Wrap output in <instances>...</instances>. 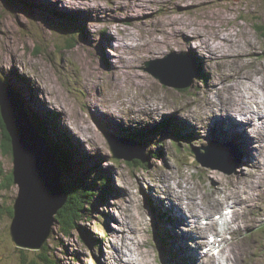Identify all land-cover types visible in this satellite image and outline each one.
<instances>
[{"label": "rangeland", "instance_id": "rangeland-1", "mask_svg": "<svg viewBox=\"0 0 264 264\" xmlns=\"http://www.w3.org/2000/svg\"><path fill=\"white\" fill-rule=\"evenodd\" d=\"M175 1L0 0V75L17 93L32 125L35 126V119L46 118L47 130L39 133L51 148L56 141L68 145L72 166L79 169L78 174L83 180L81 185L95 193L78 221L79 227L72 228L70 234L65 233L61 223L54 222L44 246L49 245L50 253L62 264H120V249L116 250L113 243L121 247V241L130 236L140 237L139 242L145 238L144 248L150 253L149 264H194L193 252L186 254L177 240L186 232L187 225L169 217L164 211L167 208L158 204L169 206L170 203L162 188L160 172L164 171L173 172L176 177L184 173L189 178L188 185L204 196L205 213L211 211V214L201 216L203 222L209 217L218 221L215 216H222L223 209L228 211L227 214L224 212L228 219L233 218L236 207L232 203L207 207V201L213 199L209 191L215 185L222 190L237 182L238 187L234 189L239 190L242 197L254 192L249 205L252 207L246 208L242 218L238 219H243L245 224L242 223L241 230L222 233V225L216 222V228L200 237V247L193 238L184 240V244L196 247L200 252L208 246L209 234L222 237L227 234L225 241L226 238L232 243L239 240L238 256L242 252L239 264H264L263 160L257 166L262 167L256 171L252 163L259 162V156L254 155L253 162L249 163L243 155L244 148L228 134L219 135V138L210 136L213 134L210 124L215 122L203 119L200 114L193 118L198 126L187 128L186 120L181 121L179 114L166 112L147 116L146 111L139 112L138 107L146 100L155 103L154 97L162 95L163 103L173 106H183L195 98L192 106L198 109V104H202L200 90L227 76L235 67L233 62L225 65V69L217 62L223 58L217 57L211 64L203 60L201 57L209 56L205 49L210 46L227 49L221 54L224 57L240 48L239 53H244L246 61L250 64L258 62L264 74V36L257 30L258 25L264 28V0ZM64 15H74L75 19L63 20ZM178 21H194L200 25L197 29L205 32L202 48L201 41L192 37L190 46L198 49L196 52L189 51L187 45L165 47L153 53L146 50L147 41L166 36L165 22L171 32ZM180 30L178 28L175 34L185 33ZM183 55L190 56L199 73L186 87L178 86L188 83L177 62ZM168 56L176 61L172 67L164 60ZM114 67L116 70L111 72ZM149 68L165 74L172 85L162 82ZM128 70L132 73H125ZM107 109L114 111L112 123L97 114V110ZM181 115L187 117L183 111ZM209 115L210 110L206 109L203 116ZM164 121L169 122L168 126L152 129ZM242 124L240 122L238 126ZM194 128L199 130L192 131ZM200 130L209 137L200 139L197 134ZM1 131L0 127V264H21L24 255L36 259L43 247H20L12 240L13 206L21 187L9 181L15 163L13 151L11 155L6 154L1 146ZM251 131L246 132L250 134ZM139 134L144 135V140L137 138ZM213 141L234 146V159L229 160L224 155L216 159L211 157L220 165L235 166L232 173H226L218 164L213 168L197 160L193 148L204 150L203 146ZM125 144L134 150L144 149L147 165L131 166L125 158L115 156V152L120 155L132 152ZM247 147L252 152L257 150L254 142L248 143ZM258 153L263 156L260 151ZM66 175L62 172L64 183L78 176H74L75 173ZM101 177L105 178L104 182L102 179L96 181ZM164 179L168 183L174 182ZM168 183L164 181V185ZM139 220L143 222L144 230L136 233ZM225 225L228 228L227 223Z\"/></svg>", "mask_w": 264, "mask_h": 264}, {"label": "bare ground", "instance_id": "bare-ground-1", "mask_svg": "<svg viewBox=\"0 0 264 264\" xmlns=\"http://www.w3.org/2000/svg\"><path fill=\"white\" fill-rule=\"evenodd\" d=\"M172 1L176 3L175 0H172ZM164 26H165L166 36L163 39H157L156 37H153L151 41H147L145 43V48L150 53H153L156 51H162L165 47L166 48L183 47L186 45L190 48L189 51L196 52V50L198 49L192 48L190 46L191 45L190 40L192 39V37L197 38L201 41L200 47L205 42L204 40L205 32L197 29V28H200V25L194 21H190V22L178 21L177 27L171 32L169 31L171 30V27L168 26L167 22H165ZM178 28H181V30L185 31V33L183 34L181 33V35L175 34V31ZM231 48H232V45L230 46L229 49ZM239 49H236V51H233L227 54L226 55L227 57L226 56L224 57L223 55L221 56V54L223 51L227 49L224 50L223 48H221V46H217L214 48L210 46L209 48L205 49L206 52L209 53V56L208 57L200 56L201 58H203V60L208 61L209 63L206 62L208 64H211L214 61V59L218 57V59L223 58L222 60L217 61V62L223 65L225 69L227 65H231L229 63H233V62L235 63V67L232 70V72L228 74L227 76L225 75V77H221V78L219 77L220 78L219 80H214V82L210 83L209 86L200 90L201 93L199 94V97L202 98V104H198V109H195V107L192 106L193 105L192 102L195 100V98L192 99L193 101L188 100L186 103H184L183 106H173L170 103H166V104L163 103L162 95L154 97V101L157 104L155 103L150 104L146 100L144 103L140 104V106L138 107H139V112H143L145 110L146 111L145 113H147V116H150L149 114L155 115L157 113L159 115V114L166 113V112H170L175 115L179 114L181 116L179 118L181 119V121L186 120L185 121L187 122L186 125H188L187 128H189V126L191 125L198 126V122L195 123L193 121V118H196V115H199V114L202 116L203 119H206L209 121L214 120L215 123L210 124L211 131L213 130V134L210 136L219 138V135H221V137H224L228 134L231 140H234L239 146H241V148H244L243 155L244 157H247V162L249 163L253 162L254 155H256V157L258 155L260 158L259 162H257L256 160L254 163H252L253 165L251 164L254 167V169L257 171L258 170L257 168L262 167V166L257 167L260 165V160H263L264 162V74L261 73L263 67L260 66L258 62L257 63L253 62L251 64L247 62L246 57L243 56L244 53H239ZM187 57L190 58V56L188 55ZM177 61H179V59H177ZM178 64L181 67L180 63ZM249 64L252 65L250 69L247 68ZM252 68H255V70L252 71ZM115 70L116 68L114 67L113 69H111V72ZM125 73L131 74L132 72L128 70V71H125ZM258 74H261V76H259ZM188 83H189V80H188ZM206 109L210 110V115L207 118L203 116V112ZM181 111H183L187 115V117H183V115H181ZM113 112L114 111L112 109L111 110L107 109L102 112L97 110V114L102 116V118H104L105 120L110 119V123H112L111 117H114ZM205 122L207 123V121ZM240 122L243 123L242 126H238ZM164 124H165V121L162 122L160 125L154 126V128L152 127V129H156L158 126H162L163 128L168 126V122L165 124L166 126H164ZM255 126L257 127L256 130L254 128ZM240 128H242L243 131L240 132ZM249 129L252 130L250 133L251 135L246 132ZM196 130H199V129L194 128L192 131H196ZM197 134L200 139H205L206 137H209V136L204 135V131L201 132V130L198 131ZM260 141H263V142L261 143ZM250 142H254V146L256 147L258 152L260 151L263 154V156L260 155L257 152V150L253 152L250 151V149L247 147L248 143ZM230 154L232 156L228 157L229 160L234 159V157L236 156L235 149H233V151H231ZM220 156L221 154L217 155L216 153L212 155L213 159L219 158ZM222 168L226 173H228V170L231 167H227L226 165H223ZM160 175H161L162 184H163V186L162 185L161 186L163 188V191L165 193L167 200H169L170 203H169V206H166L165 204H162L160 202H158V204L160 207L163 206L167 208V209H164V211L169 215V217L171 216L177 219L178 221L183 222L187 225V228L185 230L186 232H183L182 234L183 236L178 237L179 239L177 240H179L178 242L179 247L184 248V250H186L185 251L186 254H188V252H193L194 254L193 263L194 264H234L235 262L238 263L241 260V255H242V252H239L240 255L238 256V252H237V248L240 246L239 240L232 243L230 242L228 238H226V241L223 243L219 256H217L215 252H213L212 254L210 253L203 254L202 250L199 252L196 247L194 248L192 247L193 248L192 249L184 244V240H189V238H193V240H195V242L198 243V241L200 240V237H202L204 233L216 228L217 226L216 222L218 221H215V219H212L213 217L212 218L209 217L207 219H209L210 221H207L206 225L203 224L201 216L203 215L208 216L211 214L210 213L211 211H206L205 213L204 196L200 195V191L197 188L193 189L188 185L189 178L184 173H183V176L181 177L174 176L173 172L170 174V171L160 172ZM164 178L173 179L175 183L173 181H170L168 183V180ZM164 181H167L168 184L164 185ZM234 187H238L237 182L234 185H232L231 188L222 189V190L217 184L215 185V187H213L212 190L209 191L213 195V199L210 201L209 200L207 201V207L213 208L214 205L217 204L216 206H219L220 204H223V203L224 204L232 203L236 207L233 211L234 212L233 218L227 221L228 228L227 227L221 228L222 233H224L226 230L227 231L230 230V232L232 231V233L238 230H241V227H243V224H244L243 219L242 220H238V219L240 217L242 218V216L245 213L246 208L252 207L249 205L251 204L253 195H255V193L251 192L252 197L251 196L242 197L241 192L239 190L234 189ZM246 192H247V188L245 189V193ZM173 204L176 205L177 207H174ZM168 210H170L171 212H169ZM143 230H144L143 222L139 220L136 225L135 232L140 233ZM215 231L217 233V230ZM140 235L143 237L142 233ZM226 235L227 234H225V236ZM125 238L123 239V241H121L122 242L121 247L117 246L116 243H113V247H115L116 250L120 249L118 252L120 256V260H121L120 264H149L147 258L150 253H148L147 249L144 248V245L146 244L145 238L143 237V240H141V242H139L140 237L138 236H130L129 239L128 238L125 239ZM226 244H228V247H227L228 249H226ZM198 247H200V244L198 245ZM233 257L235 258V260Z\"/></svg>", "mask_w": 264, "mask_h": 264}, {"label": "water", "instance_id": "water-1", "mask_svg": "<svg viewBox=\"0 0 264 264\" xmlns=\"http://www.w3.org/2000/svg\"><path fill=\"white\" fill-rule=\"evenodd\" d=\"M164 60L170 67L176 62L170 60V56ZM177 62L180 63L189 80V83L178 86L191 85L199 74L195 62L186 55L180 57ZM149 71L165 84L172 85L165 74L151 70V68ZM0 108L2 120L11 138L15 163L12 171L13 179L21 187L13 206L14 218L10 227L12 240L20 247L41 249L50 237L55 215L67 201L68 195L62 179V170L58 165L54 150L38 129L32 125L26 111L22 108L17 93L1 75ZM125 147L132 152L120 155L114 151L115 156L125 158L129 162L135 159L146 162L144 149L134 150L126 144ZM233 147L232 144L211 142L203 146L204 150L193 148V152L204 166L216 168L218 164V167L223 170V165L213 162L211 157L215 153L226 157L232 156L230 152L233 151ZM234 169L235 166L229 168L228 174Z\"/></svg>", "mask_w": 264, "mask_h": 264}, {"label": "trees", "instance_id": "trees-1", "mask_svg": "<svg viewBox=\"0 0 264 264\" xmlns=\"http://www.w3.org/2000/svg\"><path fill=\"white\" fill-rule=\"evenodd\" d=\"M61 15V14H60ZM62 19H66V21H73L75 19L74 15H64ZM261 34L264 36V28L258 25L257 29ZM14 84V83H13ZM36 122H34L35 126L39 130V132H44L45 129V123L47 122L46 118L43 120L35 119ZM168 121H165V124ZM164 124V126H166ZM169 124V122H168ZM0 127H1V137H2V143L1 146L3 147L4 152L6 154L11 155L12 153V145H11V138L9 136V133L7 132L5 128V124L2 120L1 114H0ZM140 140H144V135L139 134L137 137ZM182 142L181 137L179 138V143ZM64 144V143H63ZM61 141H56L53 143V150L56 155L58 165L62 172L67 175H78L74 180L70 179L69 181L66 180L64 183L66 191L69 195V199L67 203L65 204L64 208L61 209L60 213L58 214V217L55 219L61 225L63 226V229L65 233L70 234L72 228H78V221L82 219L84 215L85 208L90 205L89 200L91 199V196L95 195L94 192L90 188H85L84 185H81L83 180L80 176L81 174H78L79 169L72 166V160L70 158V151L68 148V145H63ZM67 147V148H66ZM159 155V154H157ZM131 166H134L135 164L138 165H147L146 163H143L140 160L135 159L132 162H129ZM86 171V170H81ZM9 181L12 183L14 181L12 172L9 174ZM66 175V176H67ZM72 177V176H71ZM104 182L105 178L101 177L99 179H96V181L101 180ZM78 226V227H77ZM83 231V230H82ZM86 234V233H85ZM86 237V235H85ZM85 239V238H84ZM86 240V239H85ZM53 254L50 253L49 245L43 246L42 250L38 251V256L36 259H28L25 255L22 258L21 264H62L57 257H55Z\"/></svg>", "mask_w": 264, "mask_h": 264}]
</instances>
